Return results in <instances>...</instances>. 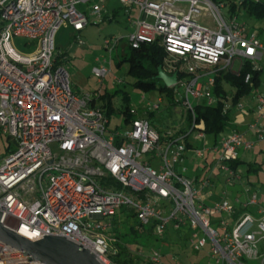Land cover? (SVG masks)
<instances>
[{
	"label": "built area",
	"instance_id": "1",
	"mask_svg": "<svg viewBox=\"0 0 264 264\" xmlns=\"http://www.w3.org/2000/svg\"><path fill=\"white\" fill-rule=\"evenodd\" d=\"M101 1L0 0V132L16 144L15 151L0 158V213L6 214L1 224L29 241L64 237L89 251L99 264H114L110 256L117 250L111 244L117 238L105 218L125 208L138 229L152 226L155 236H164L169 223L174 232L187 229L190 249L201 252L208 246L205 253L214 264H264V207L257 216L247 211L257 204V196L240 206L226 200L206 205L181 165L189 137H205L195 124L193 106L216 105L212 89L217 73L238 74L246 62L252 71L262 69L259 32L247 29L230 12L226 18L222 2L117 0L127 17L131 10L138 14L125 46H162V70L177 75L175 94L178 88L183 91L181 104L192 122L185 134H160L151 127L147 112L138 116L129 109V119L110 131L98 93L74 94L67 71L54 55L55 33L69 26L78 39L88 14L103 18ZM238 1L240 5L243 0ZM179 4H186L187 11ZM82 6L85 11L78 8ZM205 17L208 22L202 21ZM15 39H23L33 51L18 53ZM120 46L121 39H105L108 61L97 59L92 68L99 85ZM251 80L247 73L244 82ZM253 92L255 117L247 129L264 142V94L258 88ZM230 101L223 100V113L233 108ZM161 102L149 110L157 111ZM235 107L244 113L240 101ZM253 145L234 131L211 148L191 150L202 160L211 154L212 170L235 184L241 177L231 162L238 160L240 149ZM209 184L208 179L201 183ZM212 216L219 218L213 222ZM150 260L157 264L159 256ZM0 264L42 263L0 242Z\"/></svg>",
	"mask_w": 264,
	"mask_h": 264
},
{
	"label": "rangeland",
	"instance_id": "2",
	"mask_svg": "<svg viewBox=\"0 0 264 264\" xmlns=\"http://www.w3.org/2000/svg\"><path fill=\"white\" fill-rule=\"evenodd\" d=\"M215 2H222L226 5L227 0H214ZM264 2V0H260ZM236 5L239 1L235 0ZM105 9L103 15L106 18H100L97 16H88V25L86 28L77 34L78 39H75V33L71 27H61L54 35V47L55 57H57V65L63 66L69 76L70 88L72 92L78 96H82L85 93H92L98 90H103L112 96V106L114 112L109 117L108 129L110 131L118 130L123 120V111L126 107L137 112L138 115L147 112V119L150 122L151 127L158 133L175 132L181 128L187 129V122H184L185 108L181 104L183 91L178 88V93L174 95L175 101L178 102V106L173 111L167 110V101L164 95H160L158 92L144 93L138 89L132 87V78L127 75V64L124 63L120 68L115 67L112 64L110 66V73L103 79H101V86L98 83V79L92 75V68L97 65L96 60L108 61V51L104 49V41L107 38H118L121 39V46L125 44V38L133 31V22L138 18L136 10H131L129 17L126 16L125 9L119 4L117 0H106ZM182 10L187 11L188 6L186 4H179ZM79 8V7H78ZM116 9L118 15L115 16L112 21L108 18L111 17L112 10ZM221 13L226 16L229 14V7L222 8ZM237 19L241 21L245 27L249 30H257L259 32V39L264 43V18L255 19L253 17H247L243 8L236 9L235 12ZM234 15V14H233ZM200 20V19H199ZM202 21L208 22L207 18H202ZM149 23H152V19H148ZM80 40V43H79ZM23 39L14 40V48L20 54H29L33 51L32 48L26 47ZM125 47L119 48V53L124 52ZM114 55L116 53L114 52ZM115 58V57H114ZM114 61V59H113ZM260 67L264 69V62L259 63ZM234 70H238V65H235ZM117 79L114 81L113 79ZM161 82V81H160ZM162 83V82H161ZM100 88V89H99ZM229 91L230 88L226 86ZM258 92L264 94V72L261 74V84L258 88ZM124 95L126 100H124ZM254 92H250L247 96L240 100V103L247 108L252 103ZM162 102L159 104L157 111L151 112L150 107L158 104V101ZM192 101V100H191ZM102 105V102L99 101ZM194 101H192V104ZM241 109L233 107L229 111V121L223 133L219 134L216 139L219 142L221 136L229 135L232 130H241V124L243 123ZM151 114V115H150ZM150 116V117H149ZM183 117V119H182ZM182 119V120H181ZM212 135H205L203 140L199 141L194 139L193 135L189 137L193 148L198 150H204L206 145L208 148L214 144ZM16 150L15 142L10 139L7 140L0 132V158H3L9 153ZM241 151V150H240ZM239 151V152H240ZM254 151H248L241 153L243 156L244 164H239L236 167V173L242 178H249L251 180L258 176V179L264 180V156L257 158L256 163L260 164V170L255 173L248 172L247 165L248 160L253 161L251 154ZM189 154L183 162V166L186 169V177L193 178L195 173L200 179H211L215 184L213 189L214 199L218 201L226 200L227 202H233L235 197L241 200L246 198L245 189L240 185L226 183L227 175L220 172L219 170H212L211 161L213 160L211 155L205 163L204 160L195 157L194 152L191 149H187L186 154ZM255 154L260 156V153ZM147 158V157H145ZM260 185H264V182H260ZM250 187V186H249ZM197 196L202 194L197 187ZM259 192L264 193V190L258 188ZM260 196V195H259ZM264 199V194H262ZM207 205L211 206L212 202H206ZM219 216H212L211 220L214 222ZM106 222L112 224V231L115 237L118 239L117 242H124L128 244L131 249L130 255L133 258L132 264H154L150 258L154 254L159 256V262L157 264H214L206 256V249L201 252H195L189 248V244L183 234H177L173 231L172 224H167L166 234L162 237L155 236L153 234L144 233L137 230L136 220L129 217L125 212V208L117 211L113 216L105 218ZM121 245V243H120ZM262 244H259L261 246ZM113 248H116L115 244H111ZM176 255L177 260H170V255ZM113 255L110 256L112 258ZM175 257V258H176ZM248 264H257V262H250Z\"/></svg>",
	"mask_w": 264,
	"mask_h": 264
},
{
	"label": "trees",
	"instance_id": "3",
	"mask_svg": "<svg viewBox=\"0 0 264 264\" xmlns=\"http://www.w3.org/2000/svg\"><path fill=\"white\" fill-rule=\"evenodd\" d=\"M214 1V0H213ZM235 0H227L226 5L229 7V12L235 14L236 9L243 8L247 17H253L255 19L264 18V2L260 0H243L240 5H236ZM116 15V12L113 14L112 18ZM111 18V19H112ZM111 19L109 21H111ZM124 48V52H118L119 48ZM114 52L113 64L115 67L120 68L124 63L127 64V75L132 78V87L138 89L144 93L149 92H158L160 95H164L167 101V110L173 111L177 108L178 102L175 101V88H167L156 79L158 68H163V61L165 58V52L158 43L153 44H141L137 49H132L125 44H122ZM59 55H56V58ZM264 72V69H261L258 72L251 70V65L249 62H246L243 65V68L238 74L220 71L215 76L214 86L212 89L213 95L217 98V103L214 106H206L204 104H197L193 106V114L195 116V124L200 127L201 131L205 135H212L214 144H216V137L223 133L229 119V112L223 113V100L226 97H230L231 106L235 105L245 96H247L251 91L259 88L261 84V74ZM247 73L252 74V80L248 83L244 82L245 75ZM180 76V74H178ZM226 86L230 88L231 91L226 89ZM102 102V108L105 111V116L109 120V117L114 112L112 106V96L107 92L99 94L98 98ZM124 100L126 96L124 95ZM129 108L126 107L123 111V118L129 119L128 115ZM174 112V111H173ZM142 114H140L141 116ZM151 115V114H150ZM139 116V115H138ZM150 117V116H149ZM183 119V117H182ZM181 119V120H182ZM184 122H187V129L181 128L175 132H168L169 134L181 135L185 134L191 126L192 116L190 112L185 110ZM163 134V133H160ZM165 134V133H164ZM8 140V139H7ZM189 149L190 146L187 145ZM242 164L239 160L231 162L232 168L236 169L237 165ZM247 171L254 172L256 169H253L254 164H247ZM125 212L129 217L134 218V215L125 209ZM139 224L136 222V227ZM140 230V229H137ZM152 226H149L145 229L140 230L144 233L152 234ZM177 234H183L185 239H188V230L183 229L175 232ZM118 240V239H117ZM121 243V245H120ZM116 254L111 258V261L114 264H132L133 258L130 255L131 247L124 242H116ZM190 248V247H189ZM170 260H177L176 255H170ZM176 257V258H175Z\"/></svg>",
	"mask_w": 264,
	"mask_h": 264
},
{
	"label": "water",
	"instance_id": "4",
	"mask_svg": "<svg viewBox=\"0 0 264 264\" xmlns=\"http://www.w3.org/2000/svg\"><path fill=\"white\" fill-rule=\"evenodd\" d=\"M177 75H166L158 68L156 79L167 88L176 84ZM5 213H0V242L22 253L29 260L42 264H99L89 251L82 249L61 236H44L38 241H29L5 228L1 223Z\"/></svg>",
	"mask_w": 264,
	"mask_h": 264
},
{
	"label": "crops",
	"instance_id": "5",
	"mask_svg": "<svg viewBox=\"0 0 264 264\" xmlns=\"http://www.w3.org/2000/svg\"><path fill=\"white\" fill-rule=\"evenodd\" d=\"M105 1L106 0H103V1H101L100 2V5L103 7V9H105V5H104V3H105ZM82 11H85V8L82 6V7H79ZM116 12V15L115 16H117L118 15V11L116 10V9H114V10H112V13H111V17L110 18H108V20H110L111 18H112V16H113V14ZM88 16H89V14H88ZM114 16V17H115ZM127 16V15H126ZM103 18H106L104 15L102 16ZM113 19V18H112ZM112 19H111V21H112ZM163 71V70H162ZM166 74V73H165ZM167 75V74H166ZM101 86V85H100ZM100 89V88H99ZM96 93H98V95L100 94V93H103V90H98V91H95ZM106 92V91H105ZM109 94V93H108ZM99 100V99H98ZM100 101V100H99ZM243 114H242V117H243V123L241 124V130L240 131H237V130H232V132H234V131H236V132H239V134H241L242 135V139H243V141H246V142H252V143H254V145H253V147H252V149H250V150H242V149H240L239 151V154H238V160L240 161V162H242L243 164L246 162V161H244V159H243V156H241V153L243 152V153H246V152H248V151H254L252 154H251V156L252 157H248V158H252L253 159V161H250V160H248V163H246V165L247 164H254V167H253V169H256V171H255V173H257L259 170H260V164H257L256 163V160H257V158L259 159V158H261L262 156H264V142H258L257 141V139H256V137L254 136V134L251 132V131H249L248 129H247V126L250 124V123H252V121L254 120V106H253V104L251 103V105L250 106H248L247 108H245L244 110H243ZM262 122H264V121H262ZM231 132V133H232ZM197 140V139H196ZM188 142H189V146H190V148L189 149H193V145H192V143H191V141L188 139ZM218 142H217V139H216V144H217ZM208 145L209 144H207L206 145V148L205 149H208ZM215 144H213V146H214ZM211 148V147H210ZM188 149V148H187ZM255 151H256V153L258 152V153H260V156H258V155H256L255 154ZM209 155H211V154H209V153H206V155H205V158H204V162L206 163L207 162V160L209 159L208 157H209ZM189 156V154L187 153V154H185V156H184V159H183V161H182V163H181V165L183 164V162H184V160H185V158H187ZM211 157H212V159H213V156L211 155ZM262 160H264V159H262ZM213 162V160L210 162V163H212ZM182 167L184 168V166L182 165ZM236 170V169H235ZM197 173V172H196ZM196 173H195V175H194V177L193 178H190V179H192L193 181H194V187H195V189L197 190V187H198V189L200 190V191H203V193L202 194H199L198 196H199V198H201L202 199V201L204 202V204H206V202H212V204H214V203H216V202H220V201H218L216 198H215V201H211V200H213L214 199V196H212L213 195V189L215 188V184L213 183V181L211 180V179H208L209 181H210V184L207 186V187H202V185H201V183H202V181L204 180V179H200V177H198V175H196ZM185 174H186V169H185ZM186 176V175H185ZM264 182V180H260V179H258V176L256 177V178H254V181H253V179L251 180V182L249 183V178H242L241 177V180L239 181V182H237V184L238 185H240V187H242V188H244L245 190V193H246V198L244 199V200H241V199H239L238 197H235L234 198V200H233V202H231V203H235V204H237L238 206H240V205H242V204H245L246 202H247V200L252 196V195H256L257 196V204L256 205H253V206H250L248 209H247V211L248 212H250L251 214H253L254 216H257V211L259 210V208H261V207H264V199H262V194H264V193H261V192H259V194H257V191H258V188H260L261 190H264V185H260V182ZM236 184V183H235ZM236 184V185H237ZM250 186V187H249ZM198 191V190H197ZM260 195V196H259ZM240 204V205H239ZM207 205V204H206Z\"/></svg>",
	"mask_w": 264,
	"mask_h": 264
}]
</instances>
